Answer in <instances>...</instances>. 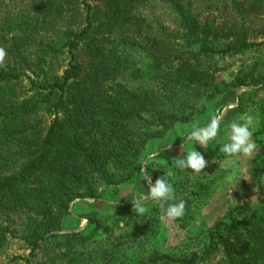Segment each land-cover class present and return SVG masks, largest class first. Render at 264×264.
<instances>
[{
  "label": "trees",
  "instance_id": "obj_1",
  "mask_svg": "<svg viewBox=\"0 0 264 264\" xmlns=\"http://www.w3.org/2000/svg\"><path fill=\"white\" fill-rule=\"evenodd\" d=\"M155 5L168 11L171 25L149 16L146 7ZM263 6L28 0L27 9L0 24L7 52L0 68V216L8 220L0 223V251L18 220L25 264H89L80 244L97 226L63 231L71 203L131 180L146 143L190 120L199 101L220 90L209 59L264 45L250 40L247 24ZM65 52L69 61L58 74L52 63ZM262 76L242 73L232 85L264 84ZM23 77L31 93L21 91ZM44 114L51 116L46 123ZM136 264H264V203L231 207L200 251L153 254Z\"/></svg>",
  "mask_w": 264,
  "mask_h": 264
},
{
  "label": "rangeland",
  "instance_id": "obj_2",
  "mask_svg": "<svg viewBox=\"0 0 264 264\" xmlns=\"http://www.w3.org/2000/svg\"><path fill=\"white\" fill-rule=\"evenodd\" d=\"M27 8L28 0H0V24L5 27L7 19L14 18ZM146 11L151 17H160L165 25H171L170 15L164 7L147 6ZM247 24L250 40L264 39L260 32V28L264 27V6L263 12L248 17ZM132 56H135L139 66L144 65V59L137 53L132 52ZM68 61L69 54H61L53 60L52 70L61 74ZM209 61L213 63L210 70L214 69L220 90L203 97L190 120L173 124L164 130L161 137L146 143L140 158L141 167L131 180L100 186L97 197L77 199L71 203L69 214L64 218L63 231L90 232L94 230L90 224L97 226L80 244L83 254L90 258L89 264H136L153 254L181 256L194 250L200 251L208 230L217 220L226 219L231 207L245 201L256 206L264 203V84L249 82L245 87L232 85L234 78L242 73L264 75V45ZM145 80L133 81L132 85ZM19 83L22 92L31 93L26 77ZM146 85L150 82L141 86ZM217 113L223 115L217 139L207 149L193 145L208 161L203 173L193 176L188 171L177 169L172 159L181 154V145L182 154L191 147L185 144L184 135L192 130L193 125L205 126ZM245 115L254 118L253 139L257 149L250 157H225L219 148L226 142L227 125L240 121ZM43 116L45 123L51 118L48 114ZM153 152H156V160L148 167L153 183L157 177L165 175L177 198L186 203L185 215L175 221L168 220L155 203L146 206L145 216H137L132 211V200L143 198L148 192L147 184L141 179V169L145 158ZM7 222L5 217L0 216L3 227ZM18 224L16 220L10 227L12 232L7 233L5 245L0 251V264H25L24 258L29 252L20 238Z\"/></svg>",
  "mask_w": 264,
  "mask_h": 264
},
{
  "label": "clouds",
  "instance_id": "obj_3",
  "mask_svg": "<svg viewBox=\"0 0 264 264\" xmlns=\"http://www.w3.org/2000/svg\"><path fill=\"white\" fill-rule=\"evenodd\" d=\"M6 56V49L0 46V68L5 66ZM222 119V113H217L210 117L205 126H192V130L183 137L185 144L191 147L182 154L183 145H181V154L178 158L172 159L177 169L188 171L193 176L203 173L202 170L207 167L208 161L201 152L195 150L193 145L198 144L201 148L207 149L210 143L217 139ZM254 130V118L251 115L242 116L240 121H232L227 125L226 142L219 148L220 153L228 158L252 156L257 149L253 139ZM154 160H156V152L149 154L143 161L141 179L147 184L148 192L143 198L132 200V211L137 216H145L146 206L155 203L159 205L168 220L175 221L185 215L186 203L183 199L177 198L174 187L165 175L157 177L153 183L151 175L148 174V167Z\"/></svg>",
  "mask_w": 264,
  "mask_h": 264
}]
</instances>
